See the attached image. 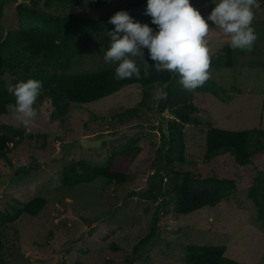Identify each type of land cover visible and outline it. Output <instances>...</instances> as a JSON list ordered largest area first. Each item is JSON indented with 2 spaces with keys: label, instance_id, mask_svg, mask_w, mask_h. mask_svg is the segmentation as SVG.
Returning a JSON list of instances; mask_svg holds the SVG:
<instances>
[{
  "label": "rangeland",
  "instance_id": "rangeland-1",
  "mask_svg": "<svg viewBox=\"0 0 264 264\" xmlns=\"http://www.w3.org/2000/svg\"><path fill=\"white\" fill-rule=\"evenodd\" d=\"M134 1L139 0H111L98 9L60 7L58 13L100 18L120 6L130 7ZM21 3L13 0L6 6L2 24L5 30L19 27L16 7ZM192 4L205 16L214 7L211 0H193ZM146 6L142 3L130 7V12L146 14ZM254 13L253 27L258 38L250 51L236 53L233 68H225L214 59L216 53L229 45V37L219 29H212L206 38L210 56L207 81L213 86L193 100L198 108L194 116L197 123L185 129L187 163L181 166L185 172L230 171L242 179L253 173L264 176V165L241 167L229 155L204 162L209 127L236 132L264 130V10L257 7ZM108 42L104 49L88 52L86 60L80 56L68 74L116 68V64H107L103 58ZM131 58L140 65L139 57ZM4 79L8 88L13 85L10 76ZM176 87L184 88L179 81ZM213 87L219 95L212 93ZM164 89L155 87L141 111L123 121L120 114L137 108L143 100L140 85L126 87L92 104H74L64 121L51 120L49 103L36 109L38 115L27 130L43 137L13 147L10 163L0 160L1 212H11L16 201L26 204L39 196L48 202L38 217L24 215L14 228L7 230L4 243L6 252L10 250L12 254V264H75L77 261L101 264L90 251L100 248L108 256L113 243L121 246L125 256L131 255L134 247L150 233L159 204L147 201L146 197L162 145V132L171 118L165 113L161 121L157 113ZM0 123L23 126L16 119L14 108L0 118ZM136 138H140L141 152L129 166L128 183L115 185L99 179L71 189L62 186V172L70 163L86 159L104 165L111 155L108 152L111 141L122 145ZM156 226L157 237L136 264H185L190 246H224L227 258L242 264H264V220H259L257 208L246 191H237L229 201L189 215H178L173 205H169L167 213L157 218ZM121 262L125 264V259Z\"/></svg>",
  "mask_w": 264,
  "mask_h": 264
},
{
  "label": "trees",
  "instance_id": "trees-1",
  "mask_svg": "<svg viewBox=\"0 0 264 264\" xmlns=\"http://www.w3.org/2000/svg\"><path fill=\"white\" fill-rule=\"evenodd\" d=\"M27 1L28 3H21L16 7L19 27L7 31L2 25L3 18L6 6L13 3V0H0V118L9 114L10 108L15 106V98L8 91L5 76L12 78L13 85L19 80L28 78L42 81L43 90L34 107L38 109L44 103H49L52 107V121H64L74 104L79 106L92 104L111 97L126 87L140 85L143 88V100L137 108L120 114L119 118L123 121V118H130L141 111L151 99L155 87H165L160 94V97L163 94L165 98H160L157 113L161 121H164L162 116L165 113L171 118H168L167 127L163 129L158 160L148 181L146 200L159 203L151 231L134 247L131 255L125 256L121 246L113 243L108 256L100 248L90 251L91 256L100 260L101 264H123L121 262L123 258L125 264H136L157 237L156 220L161 213H167L169 205H173L178 215H189L205 207H215L223 201H229L240 190L246 191L248 198L257 208L259 220H264L262 174L253 173L248 178L242 179L230 171L202 173L181 170V166L187 163L185 129L188 125L197 123L194 116L198 108L193 100L198 93L210 91L213 84L206 81L195 90L177 88L178 76L156 71L155 67L151 66L154 62L148 59L147 50H145V60L150 64L147 67L148 74L145 75V63L140 58L139 78L133 76L130 79H117L114 67L91 73L68 74L74 61L80 56L83 55L81 59L86 60L88 52L104 49L106 40H109L107 32L114 28V25L108 21L116 12L127 11L136 21L148 23L155 28V25H151L150 16L130 12V7L147 4V0L134 1L130 3V7L120 6L114 12L100 18L81 17L58 13V11L60 7L98 9L108 5L111 0ZM257 2L258 7L264 10V0ZM236 53L240 55L242 51L234 50L227 45L215 54L217 57L214 59L221 66L231 69L234 66ZM214 89L213 87L212 93L219 95ZM233 89L235 88L232 87ZM37 137L43 136L28 132L24 126L16 127L0 123V160L10 163L9 154L13 147L27 140H35ZM106 142L104 141L105 147ZM139 142L140 138L132 139L122 145L111 141L110 145L108 144V152L110 151L111 155L101 166L86 159L70 163L62 172L60 178L62 186L71 189L94 183L99 179L115 185L128 183L129 166L141 152ZM205 144L207 151L204 162L206 163L223 155H229L241 167L264 165V130L236 132L209 127ZM166 179L168 180L165 183ZM47 204V200L39 196L26 204L16 201L11 212L0 211V264H12V254H9L10 250L6 252L7 247L4 243L7 230L14 228L24 215L38 217ZM52 235L53 233L49 236ZM225 253L224 246H190L185 264H242L227 258ZM75 264L84 263L77 261ZM88 264L96 263L89 261Z\"/></svg>",
  "mask_w": 264,
  "mask_h": 264
},
{
  "label": "clouds",
  "instance_id": "clouds-1",
  "mask_svg": "<svg viewBox=\"0 0 264 264\" xmlns=\"http://www.w3.org/2000/svg\"><path fill=\"white\" fill-rule=\"evenodd\" d=\"M211 3L214 7L205 16L191 0H147L146 15L151 17L155 28L136 21L127 11L116 12L108 21L114 28L107 32L105 63L116 64L117 79L139 78L140 68L131 57L144 61L147 75L150 65L145 60L147 50L156 71L178 76L179 83L187 90L201 87L209 79L206 38L210 30L219 29L229 37V46L234 50L250 51L258 38L253 27L257 0H211ZM42 90V81L35 78L19 80L8 88L15 98L16 119L25 128L38 115L34 106Z\"/></svg>",
  "mask_w": 264,
  "mask_h": 264
},
{
  "label": "water",
  "instance_id": "water-1",
  "mask_svg": "<svg viewBox=\"0 0 264 264\" xmlns=\"http://www.w3.org/2000/svg\"><path fill=\"white\" fill-rule=\"evenodd\" d=\"M22 1V3H26L27 2V0H21Z\"/></svg>",
  "mask_w": 264,
  "mask_h": 264
}]
</instances>
